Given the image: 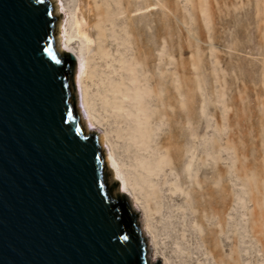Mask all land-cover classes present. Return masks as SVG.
I'll return each mask as SVG.
<instances>
[{"label":"rangeland","instance_id":"1","mask_svg":"<svg viewBox=\"0 0 264 264\" xmlns=\"http://www.w3.org/2000/svg\"><path fill=\"white\" fill-rule=\"evenodd\" d=\"M75 3L53 2L54 11L61 5L58 52L60 22L71 28ZM99 5L104 35L86 46L85 84L101 122L92 132H109L137 183L146 208L134 212L146 230L148 257L157 254L167 264H264V0ZM81 6L88 14L87 3ZM81 101L79 113L88 119ZM140 134L143 141L133 138ZM168 142L180 156L168 155ZM164 157L163 170H146ZM209 187L224 207L203 208Z\"/></svg>","mask_w":264,"mask_h":264},{"label":"water","instance_id":"2","mask_svg":"<svg viewBox=\"0 0 264 264\" xmlns=\"http://www.w3.org/2000/svg\"><path fill=\"white\" fill-rule=\"evenodd\" d=\"M56 24L52 0H0V264H149Z\"/></svg>","mask_w":264,"mask_h":264},{"label":"bare ground","instance_id":"3","mask_svg":"<svg viewBox=\"0 0 264 264\" xmlns=\"http://www.w3.org/2000/svg\"><path fill=\"white\" fill-rule=\"evenodd\" d=\"M53 2H57V0H52ZM76 3L74 4L73 9L70 11L72 15V21L70 24V29H65L62 27V22H60L59 25V44H58V50L61 53L64 52H70L76 55L77 62L79 64L78 68V74L76 76L77 78V84H78V91L79 96L80 92L82 90V98L81 99L82 104L81 107H85L88 119L85 117L82 118V124L87 133H90L92 130L96 129V127L101 125V122L96 117L93 106L91 104V101L88 96L87 92V85L85 84L86 79L89 77V62L88 58L86 56L89 47L88 44H90L93 41L92 36L97 35V41H100L102 36L104 35V28H103V20L102 16L104 15L103 10H99V0H94L93 6H91L90 0H74ZM105 1V0H104ZM81 2L87 3L89 10L88 14L83 11V6H81ZM56 9L54 11L55 14L61 13V5L55 4ZM80 12V13H79ZM108 13V11H107ZM109 14V13H108ZM74 29V30H73ZM78 39L81 40L82 44L76 46V42ZM98 48H101V43H98ZM77 70V69H76ZM99 131V130H98ZM101 142L107 152V155L109 157L110 162V171L112 172V178H110L111 182H117L118 183V190L119 194H122L126 197L129 205L132 209V211L137 212L139 211V207L146 208L145 202L142 200L141 196L137 192V183L133 182L131 180V176L129 175V172H127L125 164L120 161L117 158L116 154V146L114 141L111 139L109 132L104 131L103 133H99ZM133 138L135 140L143 141L145 139L144 134L140 135H133ZM105 143L108 144V148L105 146ZM168 150V155H173L174 157L180 156V151L175 147L173 142H168L166 144ZM163 159V158H162ZM169 161V158H165L162 161H158V163H155L150 166H146V170L148 172L152 171V168H155L156 171L163 170L164 164H167ZM110 182V183H111ZM204 196L206 197L203 203V208L205 210H214L217 206H225L224 198L222 200H219L215 197L214 190L209 187L203 192ZM176 199H178V196H176ZM134 212V213H135ZM138 215V214H137ZM143 222V221H142ZM145 225L151 230L153 234L154 243L156 244V235H154V231L150 224V214L146 212V221ZM143 224V223H142ZM144 225V226H145ZM143 229V228H142ZM145 228L143 229V235H146ZM148 232V231H147ZM157 254L151 257H148V263L149 264H156L159 261H157ZM160 256V255H159ZM157 261V262H156ZM160 264H167L166 261H161Z\"/></svg>","mask_w":264,"mask_h":264},{"label":"trees","instance_id":"4","mask_svg":"<svg viewBox=\"0 0 264 264\" xmlns=\"http://www.w3.org/2000/svg\"><path fill=\"white\" fill-rule=\"evenodd\" d=\"M119 202H120V201L117 199V203H118V205H119ZM121 204H122V203H121ZM125 205H126V204H125ZM125 205H124V204H122V206L119 205V208H120L121 210H122V209L125 210V208H126Z\"/></svg>","mask_w":264,"mask_h":264}]
</instances>
